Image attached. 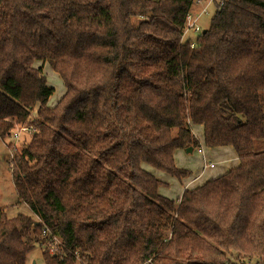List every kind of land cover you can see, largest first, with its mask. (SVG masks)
Instances as JSON below:
<instances>
[{
    "label": "trees",
    "instance_id": "16d2710c",
    "mask_svg": "<svg viewBox=\"0 0 264 264\" xmlns=\"http://www.w3.org/2000/svg\"><path fill=\"white\" fill-rule=\"evenodd\" d=\"M197 1L0 0V138L35 129L8 164L37 217L0 207V264H264V0L184 40ZM203 145L238 164L162 195L146 167L186 179L175 153Z\"/></svg>",
    "mask_w": 264,
    "mask_h": 264
},
{
    "label": "rangeland",
    "instance_id": "374dc122",
    "mask_svg": "<svg viewBox=\"0 0 264 264\" xmlns=\"http://www.w3.org/2000/svg\"><path fill=\"white\" fill-rule=\"evenodd\" d=\"M215 2L213 5L208 8L207 13L204 14L199 23L198 26L200 27L199 33H192L188 32L185 33V37H183L184 40L191 38L192 40H195L198 36H200L205 30H207L210 26L211 19L216 11ZM201 6V7H200ZM195 5L193 6L194 15H198L199 11L203 7L202 5ZM37 68L41 67L43 69V73L47 78V84L54 88V94L50 98L48 105L49 107L54 106L63 96L65 92L64 84L61 80V78L58 76L57 73H55L48 64H43L40 62H37L35 64ZM34 111L32 114V119L34 118ZM195 126L193 128L194 132L197 134L198 139H202V134H199V129ZM32 133H29L28 135L23 133L21 137L17 140H11V138L1 139L0 138V207L4 208L5 212L9 217H15L18 214H24L27 216H30L34 219H37V217L33 214V212L29 209V207L25 203H19L18 196L14 188L12 175L10 171V167L8 164V160L12 158L13 149L20 150L23 147V142L25 140L30 139ZM28 138V139H27ZM27 142V141H26ZM206 147L204 145L202 147L193 149V152H187L186 150H181V156L176 157V166L189 170L192 174L190 177L196 178L198 177L197 174L203 175L204 171H206V175L203 176L196 184L193 185V187H197L198 185H201L209 180V177L211 175H220L221 171L226 169V163H223L222 155L219 157L215 154H208L207 159L209 162L212 160L215 162V168L211 169L210 167H205L204 162V154L207 152ZM204 152V154H203ZM149 169L152 171L157 178H159L162 182H164V185L160 188V193L162 195H165L171 199H178L180 197V193L182 190L186 189V181L190 178L186 179H178L175 177H171L170 175L163 173L161 171L155 170L151 167H146V169ZM212 179V178H211ZM44 238V237H43ZM26 264H45L43 260V251L40 248L39 244H36L35 249L31 251V253L27 257ZM253 264L255 262L253 261ZM260 264H263L260 262Z\"/></svg>",
    "mask_w": 264,
    "mask_h": 264
},
{
    "label": "crops",
    "instance_id": "0c3cea01",
    "mask_svg": "<svg viewBox=\"0 0 264 264\" xmlns=\"http://www.w3.org/2000/svg\"><path fill=\"white\" fill-rule=\"evenodd\" d=\"M213 4H211L210 6H209V8L212 6ZM198 6H200V5H198ZM201 7V6H200ZM203 7H204V4H203ZM202 7V8H203ZM201 8V9H202ZM201 11V10H200ZM199 11V12H200ZM192 13H193V15L195 14V12H194V9L192 10ZM197 15V14H196ZM195 15V16H196ZM197 129H199V134H202V128L201 127H197ZM207 150V152L204 154V152H203V154H204V162L205 163H207L208 162V159H207V156H208V154H215V155H218L219 157L222 155L223 157H220V158H222V162L223 163H226V169H224L223 171H221V174L222 173H225L226 171H228L231 167H234V166H236L237 164H238V159H237V155H236V153H235V151H234V149L232 148V147H221V148H206ZM181 151V150H180ZM180 151H177L176 153H175V158L176 157H180L181 156V153H180ZM208 153V154H207ZM209 163H212V164H214L215 165V162L214 161H210ZM216 166H214V168H215ZM211 169H213V168H211ZM204 174L201 176V175H199V174H197L198 175V177H196L195 179L194 178H192V177H190L186 182V185H185V188L186 189H192V188H194L193 187V185L194 184H196L203 176H205L206 175V171H204L203 172ZM220 174V175H221ZM220 175H211L210 177H209V179H211V178H215V177H218V176H220ZM185 190V189H184ZM184 190H182L181 191V193H180V197L182 196V194H183V192H184Z\"/></svg>",
    "mask_w": 264,
    "mask_h": 264
},
{
    "label": "built area",
    "instance_id": "2783aa9c",
    "mask_svg": "<svg viewBox=\"0 0 264 264\" xmlns=\"http://www.w3.org/2000/svg\"><path fill=\"white\" fill-rule=\"evenodd\" d=\"M214 2H221V0H208V1H202V0H199L196 2V5H202L204 4V7L201 9V11L199 12L198 15H193V13H190L188 15V18H187V26H186V30L184 32V37H185V33H188V32H192V33H199L200 31V27L198 26V23L201 19V17L207 13V10L209 8V6L211 4H213ZM191 47H194V44L191 45ZM33 130V131H32ZM35 129L33 128H30V127H21L19 128L16 133H15V137L16 138H19L21 135H22V132H29V133H32L34 132ZM214 164L212 163H205V169L210 167V168H214ZM48 234V230L45 229L42 233V237H46ZM53 241L55 243H57V237H54L53 238ZM247 264H253V262H248Z\"/></svg>",
    "mask_w": 264,
    "mask_h": 264
},
{
    "label": "water",
    "instance_id": "95a60500",
    "mask_svg": "<svg viewBox=\"0 0 264 264\" xmlns=\"http://www.w3.org/2000/svg\"><path fill=\"white\" fill-rule=\"evenodd\" d=\"M186 151H187V152H193V148L190 147V148L186 149Z\"/></svg>",
    "mask_w": 264,
    "mask_h": 264
},
{
    "label": "bare ground",
    "instance_id": "6f19581e",
    "mask_svg": "<svg viewBox=\"0 0 264 264\" xmlns=\"http://www.w3.org/2000/svg\"><path fill=\"white\" fill-rule=\"evenodd\" d=\"M191 13H192V11H191Z\"/></svg>",
    "mask_w": 264,
    "mask_h": 264
}]
</instances>
